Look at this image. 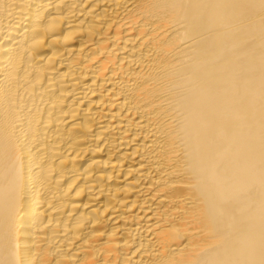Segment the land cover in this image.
<instances>
[{
	"label": "bare ground",
	"instance_id": "6f19581e",
	"mask_svg": "<svg viewBox=\"0 0 264 264\" xmlns=\"http://www.w3.org/2000/svg\"><path fill=\"white\" fill-rule=\"evenodd\" d=\"M0 264H264V0H0Z\"/></svg>",
	"mask_w": 264,
	"mask_h": 264
}]
</instances>
